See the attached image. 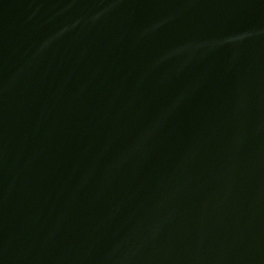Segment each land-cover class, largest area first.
Here are the masks:
<instances>
[{"label": "water", "instance_id": "1", "mask_svg": "<svg viewBox=\"0 0 264 264\" xmlns=\"http://www.w3.org/2000/svg\"><path fill=\"white\" fill-rule=\"evenodd\" d=\"M0 264H264V0H0Z\"/></svg>", "mask_w": 264, "mask_h": 264}]
</instances>
